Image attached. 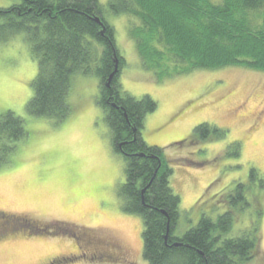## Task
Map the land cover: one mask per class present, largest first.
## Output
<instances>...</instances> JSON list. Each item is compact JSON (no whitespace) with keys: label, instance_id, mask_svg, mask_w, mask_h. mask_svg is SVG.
I'll return each instance as SVG.
<instances>
[{"label":"rangeland","instance_id":"rangeland-1","mask_svg":"<svg viewBox=\"0 0 264 264\" xmlns=\"http://www.w3.org/2000/svg\"><path fill=\"white\" fill-rule=\"evenodd\" d=\"M99 3L122 64L117 89L122 96H148L157 104L141 136L149 147L163 150L172 170L170 187L181 200L175 236L196 228L203 215L216 222L228 209L226 198L240 191L246 209L229 236L247 231L262 208L260 255L247 264H264V73L227 68L160 78L132 36L141 25L113 14L109 0ZM20 4L0 0V9ZM263 14L256 24L262 25ZM97 68L94 64L90 75L72 78L67 119L34 117L26 111L38 74L30 44L24 34L0 44V116L14 113L27 131L9 162L0 165V234L15 225L25 227L0 238V264H147L143 218L123 210L120 190L128 156L115 150L99 104L104 84ZM201 124L226 136L201 143L190 139ZM234 143L240 145L239 156ZM29 225L48 232L27 234Z\"/></svg>","mask_w":264,"mask_h":264},{"label":"trees","instance_id":"trees-1","mask_svg":"<svg viewBox=\"0 0 264 264\" xmlns=\"http://www.w3.org/2000/svg\"><path fill=\"white\" fill-rule=\"evenodd\" d=\"M109 8L113 14L128 16L141 25L132 36L141 57L151 69L160 71L156 72L160 78L227 68L264 73V14L262 25L256 24L264 0H109ZM103 15L99 0H22L20 5L0 9V44L24 34L38 62L34 96L26 106L27 113L57 122L67 119L71 114L72 78L90 75L96 64L95 74L104 84L99 104L112 131L113 144L117 148L122 142H130L124 147L128 157H124L126 182L120 197L126 213L143 218L146 263L247 264L258 258L262 208L247 231L229 236L246 209L240 191L235 198L231 194L226 198L228 209L216 222L203 215L196 228L182 237L175 236L181 200L170 187L172 170L163 150L149 147L141 136L145 119L156 111L157 104L148 96L142 100L122 96L116 85L117 75L106 89L119 56L114 30ZM96 18L103 26L96 23ZM121 65L119 60V70ZM170 66L174 69L171 72ZM224 136V131L201 124L190 139L201 143ZM26 137L21 118L9 111L0 116V165L9 162L18 143ZM231 147L239 156L240 145L234 143ZM251 175L256 176V171L252 170ZM238 188L244 190L242 184ZM31 226L26 228L27 234L41 236L48 232L47 228ZM23 228H6L0 238L8 232H22ZM71 234L78 240L76 234Z\"/></svg>","mask_w":264,"mask_h":264},{"label":"water","instance_id":"water-1","mask_svg":"<svg viewBox=\"0 0 264 264\" xmlns=\"http://www.w3.org/2000/svg\"><path fill=\"white\" fill-rule=\"evenodd\" d=\"M96 23L100 24L101 26H103V23L101 22V20L99 18H96L95 19ZM115 63H116V67H115V70L113 71V73L108 77V80H107V83H106V87L110 88V85L113 81V79L115 78V76L118 74L119 72V68H118V59L115 60ZM138 156H141L143 157L144 154H140ZM142 194H144V191L142 192ZM144 202V200H143ZM166 217H167V214L163 211L162 212ZM168 232H169V227H168ZM168 240V233H167V236L165 237V241L167 242ZM174 246L178 247L179 244H175Z\"/></svg>","mask_w":264,"mask_h":264},{"label":"flooded vegetation","instance_id":"flooded-vegetation-1","mask_svg":"<svg viewBox=\"0 0 264 264\" xmlns=\"http://www.w3.org/2000/svg\"><path fill=\"white\" fill-rule=\"evenodd\" d=\"M118 76V75H117ZM111 87V86H110ZM130 127H131V125H130ZM132 130L133 131H135L134 130V128H132ZM128 143V145L130 144V142H127ZM121 144V145H120ZM119 145H118V149L116 148V145H114V147H115V150H116V152H118L119 154H121L123 157H124V155L125 156H128L127 154V152H125V150H124V147L126 146V145H122V143H120ZM127 147V146H126ZM130 155V154H129ZM134 156L136 157V155L134 154Z\"/></svg>","mask_w":264,"mask_h":264},{"label":"bare ground","instance_id":"bare-ground-1","mask_svg":"<svg viewBox=\"0 0 264 264\" xmlns=\"http://www.w3.org/2000/svg\"><path fill=\"white\" fill-rule=\"evenodd\" d=\"M104 108V107H103ZM163 153V152H162Z\"/></svg>","mask_w":264,"mask_h":264}]
</instances>
